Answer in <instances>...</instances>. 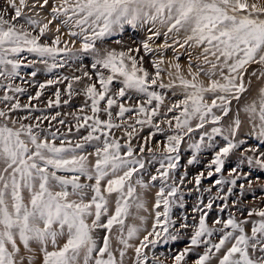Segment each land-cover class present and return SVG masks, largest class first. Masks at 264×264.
<instances>
[{"label": "snow or ice", "instance_id": "snow-or-ice-1", "mask_svg": "<svg viewBox=\"0 0 264 264\" xmlns=\"http://www.w3.org/2000/svg\"><path fill=\"white\" fill-rule=\"evenodd\" d=\"M129 30L144 38L125 48ZM42 72L56 77L40 83ZM53 86L52 96L42 100ZM81 94L84 104L72 110ZM39 103L56 110L49 114ZM63 106L69 110H59ZM193 133L199 141L189 145V165L203 146L213 148L218 138L222 143L210 170L187 180L177 169L180 146ZM249 138L264 145V4L0 3V264H125L128 249H134L133 264H149L145 249L175 242L188 228V243L171 256L172 264H264V207L245 215L243 199L227 202L234 189L246 194L254 184L264 193V182L251 170L264 172V151L245 148ZM233 156L237 163L226 168ZM245 162L247 171L240 167ZM225 171L206 191L229 185L226 194L199 201L197 223L172 218L174 207H184L180 186L194 183L199 191L202 179ZM150 188L158 189L151 230L126 227L131 209L149 211L144 192ZM216 199L225 201L220 213L236 212L209 224ZM253 199L264 202V195ZM152 264L164 260L154 257Z\"/></svg>", "mask_w": 264, "mask_h": 264}, {"label": "rangeland", "instance_id": "rangeland-1", "mask_svg": "<svg viewBox=\"0 0 264 264\" xmlns=\"http://www.w3.org/2000/svg\"><path fill=\"white\" fill-rule=\"evenodd\" d=\"M3 0H0V3H2ZM249 4L251 3H261L264 4V0H248ZM144 38V33L143 32H137L134 30H129L125 35H124V47L127 48L128 46H132L135 47L136 45L132 43L133 40L136 41V44H138L142 39ZM111 47L116 48L117 50H120V46L119 45H110ZM166 57L167 59L172 57V52L171 50H169L166 53ZM181 66L182 69H186L187 68V59L184 56L180 57V60L178 61ZM85 63H90V58H86L85 59ZM146 67H148V65H145ZM40 67L42 68L43 65H40ZM254 68L258 67L257 65H253ZM152 70V69H150ZM27 71V70H26ZM62 74L67 75L68 72L66 70H59ZM79 74V73H77ZM186 74V72H185ZM166 75V73H165ZM56 77V73H51V74H47V73H39L38 77H37V81L40 83L45 82L46 79H54ZM165 82H167V80L165 79ZM206 82V81H205ZM17 83H23L21 81H17ZM23 86L27 87V84H24ZM61 88H63V86H60ZM77 88L82 87V85H76ZM36 89L35 88H31L29 89V91L34 92ZM55 90V86L53 87H49L45 90L44 95L42 96V100H44L45 98H50L52 96L53 91ZM179 97H174V99H177ZM22 102H26V97H22L21 98ZM85 101V97L83 96V94L76 96L73 98L72 101V110H76L78 109L80 106H82L84 104ZM33 103H37L36 101H33ZM38 107H40L41 109H44L47 113L51 114L52 112H54L56 109H46L45 105L43 103H39ZM63 112H67L69 110V106H63L61 109H59ZM87 110V109H86ZM34 115H39L40 113H33ZM70 119V117H69ZM166 127V126H164ZM210 127L211 126H207ZM147 131V130H145ZM203 131V130H200ZM143 134V133H142ZM117 135H121V133L117 132ZM157 140H163L164 136H157L156 137ZM199 141V134L198 133H193L191 135V139H189L188 137H185L184 142H182L181 146H180V167L177 169V175H181V174H185L187 175V180H193V178L199 174L200 172H204L205 174L207 173L209 169V165L211 163V160L214 158V154H215V150L217 147H219L220 143H222V138H218V142L216 145H214L213 148H208L207 146H203L201 149V152L197 154V161L194 162L193 164L189 165L187 163V161L192 157L193 155V149L189 147L190 144L198 142ZM245 148L247 147H255L257 148L259 151H264V145H261L259 143V141H257L255 138H249L247 141V144L244 146ZM146 155H150V154H146ZM231 160V165H226V168L229 166H235V164L237 163L236 157L233 156L230 158ZM154 167H158V165H154V166H150L149 167V171H153L154 172ZM214 167V166H213ZM241 170L243 171H247L249 169V166L247 165V163L245 162L244 164L240 165ZM253 173H255L256 175H259L261 177V182H264V172H261L258 168H253L251 169ZM221 176H227V171L221 173V174H215L211 179H202V183H201V187L200 190L198 191L196 189V186L194 185V183H185L184 185L180 186V193H178V195L182 194L183 195V203H184V207L180 208V207H174L172 209V218L177 220V223L180 222L181 217L187 216V223L189 225H193L195 223H197L198 221V217L200 215V213L198 212H193V208L199 203V201H203L204 203H207L210 199L214 198L216 196L217 192H221L222 195L226 194V189L227 187H229V185H220V186H215L212 187V191L208 192L206 191L207 188H209L212 184V181H214L215 179L221 178ZM159 182H157L158 184ZM224 191H221V190ZM158 189L157 188H150L149 190H147L146 192H144V200L146 202L147 207L149 208L148 212H139L138 214L136 213L135 208L131 209L132 215H130L126 220H125V225L126 227L128 225H132L138 228H143L146 230H151V226L152 223L154 221V213L152 210V205L154 204L155 201V194L156 191ZM138 192L140 191L139 189L137 190ZM240 190L239 189H234L233 190V194L230 195L228 197V203H231L232 201H236L237 204L240 203V200L243 199L244 200V205L242 206L243 210H244V214L246 215L247 211L251 208H256V207H264V202H261L260 199H253V197H259L261 195H264V193H261L260 189L258 186H256L254 184L253 189L247 191L246 194H240ZM225 203V201H222L220 199H216L213 209L209 212V216H208V223L211 224L212 220H214L217 216H221L222 218L226 219L228 212L232 211L233 213L236 212L235 208H231V209H225L224 213H220L219 212V207ZM202 206V205H201ZM114 210V204L110 205V211ZM238 218H239V214L236 213ZM140 216H143L146 218L145 222L143 224H141V221L139 219ZM194 217L196 219H194ZM254 219H258L256 217H254ZM219 227V226H216ZM114 232L116 231L115 229L113 230ZM192 232V228H188V229H183L181 230V234H180V238L175 241V242H171L169 244H164V245H157L155 248H151L150 246V250L149 249H145V252L148 256L149 259V264H152V261L154 259V257H159L161 260H164V264H172V260H171V256L182 250L185 245L188 243V237L191 235ZM146 232L145 231H141L139 233L140 238L143 237V235H145ZM102 235V233H101ZM63 241H61L62 243ZM138 240H133L131 241V243L133 244H138ZM113 244L115 246V241H113ZM195 256L192 255L189 257V261L191 262L192 259H194ZM125 264H133V261L135 259V252L134 249H128L127 251V255L125 256Z\"/></svg>", "mask_w": 264, "mask_h": 264}, {"label": "bare ground", "instance_id": "bare-ground-1", "mask_svg": "<svg viewBox=\"0 0 264 264\" xmlns=\"http://www.w3.org/2000/svg\"><path fill=\"white\" fill-rule=\"evenodd\" d=\"M169 59H171V58H169ZM164 67L167 68V63L164 65ZM182 70H184L186 72V69H182ZM165 79L167 80V75H165Z\"/></svg>", "mask_w": 264, "mask_h": 264}]
</instances>
